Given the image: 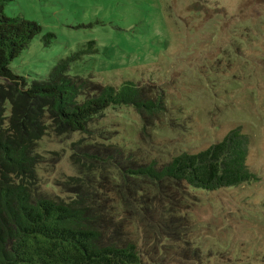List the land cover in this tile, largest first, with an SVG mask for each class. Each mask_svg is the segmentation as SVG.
Wrapping results in <instances>:
<instances>
[{"label": "rangeland", "instance_id": "rangeland-1", "mask_svg": "<svg viewBox=\"0 0 264 264\" xmlns=\"http://www.w3.org/2000/svg\"><path fill=\"white\" fill-rule=\"evenodd\" d=\"M4 13L41 26L9 65L27 81L45 77L59 58L93 40L97 52L71 63L68 74L113 85L131 79L163 91L168 110L152 127L143 130L132 107L111 106L92 124L108 140H96L163 163L232 128L248 134L246 162L256 179L191 192V204L180 208L198 260L185 258L178 247L185 245L177 246L164 228L131 229L159 264H264V0H8ZM83 136L48 131L39 140L42 190L68 199L58 181L75 174L70 144Z\"/></svg>", "mask_w": 264, "mask_h": 264}, {"label": "trees", "instance_id": "trees-1", "mask_svg": "<svg viewBox=\"0 0 264 264\" xmlns=\"http://www.w3.org/2000/svg\"><path fill=\"white\" fill-rule=\"evenodd\" d=\"M7 1L0 0V78L6 80L0 83V264H159L140 248L131 229L138 223L144 230L166 229L177 246L185 245L178 246L185 258L198 260L201 251L185 237L188 219L180 208L191 204V192L256 179L246 162L249 135L235 127L163 163L105 142L106 130L92 125L99 114L130 106L146 130L168 110L163 91L131 79L113 85L68 74L71 63L97 52L93 40L59 58L45 77L27 81L9 65L41 26L7 16ZM48 131L60 138L85 135L70 144L75 174L58 181L67 200L39 185L37 147Z\"/></svg>", "mask_w": 264, "mask_h": 264}]
</instances>
